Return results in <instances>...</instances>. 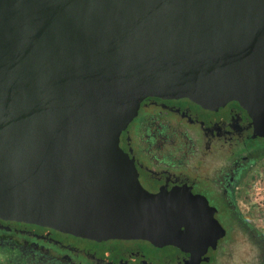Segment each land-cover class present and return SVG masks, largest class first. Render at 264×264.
<instances>
[{
	"label": "water",
	"instance_id": "1",
	"mask_svg": "<svg viewBox=\"0 0 264 264\" xmlns=\"http://www.w3.org/2000/svg\"><path fill=\"white\" fill-rule=\"evenodd\" d=\"M147 97L263 113L264 0H0V219L186 247L120 147Z\"/></svg>",
	"mask_w": 264,
	"mask_h": 264
},
{
	"label": "flooded vegetation",
	"instance_id": "2",
	"mask_svg": "<svg viewBox=\"0 0 264 264\" xmlns=\"http://www.w3.org/2000/svg\"><path fill=\"white\" fill-rule=\"evenodd\" d=\"M120 147L147 192L189 201L178 227L190 238L186 247L93 241L0 219V264H221L241 235L259 245L264 264V235L247 214L255 209L248 192L264 176V112L248 113L235 101L205 108L147 97Z\"/></svg>",
	"mask_w": 264,
	"mask_h": 264
},
{
	"label": "rangeland",
	"instance_id": "3",
	"mask_svg": "<svg viewBox=\"0 0 264 264\" xmlns=\"http://www.w3.org/2000/svg\"><path fill=\"white\" fill-rule=\"evenodd\" d=\"M248 197L252 205L247 203V206L253 208L254 205L255 209L253 212L248 211L247 214H251L250 219L264 235V208L257 206V202H264V176L252 186ZM261 253L259 245L254 240L249 236L241 235L233 247L231 260H225V263L221 264H261Z\"/></svg>",
	"mask_w": 264,
	"mask_h": 264
},
{
	"label": "built area",
	"instance_id": "4",
	"mask_svg": "<svg viewBox=\"0 0 264 264\" xmlns=\"http://www.w3.org/2000/svg\"><path fill=\"white\" fill-rule=\"evenodd\" d=\"M261 200V199H260ZM257 206H259L260 208H264V202L263 203H261V201L260 202H257ZM261 210V209H260Z\"/></svg>",
	"mask_w": 264,
	"mask_h": 264
}]
</instances>
